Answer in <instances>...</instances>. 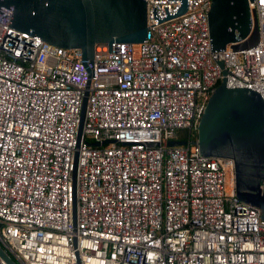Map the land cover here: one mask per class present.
<instances>
[{"label":"built area","instance_id":"1","mask_svg":"<svg viewBox=\"0 0 264 264\" xmlns=\"http://www.w3.org/2000/svg\"><path fill=\"white\" fill-rule=\"evenodd\" d=\"M252 1L260 51L212 54V0L180 16L182 0H144L146 43L100 45L87 66L0 23V245L16 263L264 264V221L236 197L232 160L193 145L224 81L264 102ZM179 130L186 145L169 146Z\"/></svg>","mask_w":264,"mask_h":264},{"label":"water","instance_id":"2","mask_svg":"<svg viewBox=\"0 0 264 264\" xmlns=\"http://www.w3.org/2000/svg\"><path fill=\"white\" fill-rule=\"evenodd\" d=\"M182 2L178 16L186 12ZM0 23L59 49H77L86 66L94 62L100 45H139L148 38L144 0H0ZM208 29L212 54L262 50L252 0H212ZM220 85L205 107L193 145L205 157L232 160L236 197L258 209L264 221V102L257 92L228 90L226 81ZM87 104L88 93L78 142ZM185 145L184 140L169 142L172 147ZM0 257L7 264H18L1 245Z\"/></svg>","mask_w":264,"mask_h":264},{"label":"trees","instance_id":"3","mask_svg":"<svg viewBox=\"0 0 264 264\" xmlns=\"http://www.w3.org/2000/svg\"><path fill=\"white\" fill-rule=\"evenodd\" d=\"M176 135H177L176 136L177 138L186 140L187 136H188V133L185 130H179Z\"/></svg>","mask_w":264,"mask_h":264},{"label":"flooded vegetation","instance_id":"4","mask_svg":"<svg viewBox=\"0 0 264 264\" xmlns=\"http://www.w3.org/2000/svg\"><path fill=\"white\" fill-rule=\"evenodd\" d=\"M233 163V162H232ZM233 166H234V163H233ZM234 187H235V184H234Z\"/></svg>","mask_w":264,"mask_h":264},{"label":"rangeland","instance_id":"5","mask_svg":"<svg viewBox=\"0 0 264 264\" xmlns=\"http://www.w3.org/2000/svg\"><path fill=\"white\" fill-rule=\"evenodd\" d=\"M228 189H229V186H228Z\"/></svg>","mask_w":264,"mask_h":264}]
</instances>
